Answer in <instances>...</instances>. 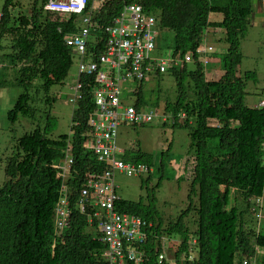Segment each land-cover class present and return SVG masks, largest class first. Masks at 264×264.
<instances>
[{
  "label": "trees",
  "instance_id": "1",
  "mask_svg": "<svg viewBox=\"0 0 264 264\" xmlns=\"http://www.w3.org/2000/svg\"><path fill=\"white\" fill-rule=\"evenodd\" d=\"M13 1L5 0L1 10L0 89L10 85L20 91L5 113L7 123L12 127L25 121L31 128L15 139L3 161L0 264H111L103 255L106 245L99 234V220L93 216L103 213L98 208L81 213L75 203L84 174L106 170L82 148L95 110L94 79L83 82L82 99L72 107L71 133L51 137L57 120L50 113L56 102L50 90L64 83L72 65L74 55L65 39L78 32L79 16L45 11L48 0H29L26 10ZM92 2L89 0L83 14L89 12ZM131 2L155 17L159 51L168 49L182 61L166 71L174 78L176 97L173 103H163L162 111L171 112L172 126L189 130L193 168L188 209L174 221L164 224L153 193L146 203L119 199L113 211L143 223L144 240L130 244L135 256L141 255L140 264H234L236 256L242 258V264H249L257 250L264 251V232L250 229L245 221L253 213L254 199L264 192V108L245 104L246 81L254 79V73L240 77L237 66L243 57L241 43L254 10L253 0H111L92 15L93 21L103 28L111 26L123 4ZM257 5L260 11V0ZM215 14L220 20L211 21ZM217 29L224 33L227 50L221 58L222 75L207 80L198 60L202 55L195 49L208 32ZM106 38L102 31L92 32L86 49L102 53ZM189 51L192 61L187 63L183 55ZM137 84L134 108L153 109L143 96V82ZM68 140L72 141L73 159L66 182L71 191V215L68 226L57 233L54 208L62 183L52 166L61 164ZM120 160L146 166L149 173L154 166V157L138 149L132 158L120 156ZM148 181L149 176L141 186ZM232 195L244 198V208L231 204ZM191 211L195 216L192 224L185 221ZM164 236L169 238L165 257ZM124 257L128 259L127 254ZM260 260L264 264V256Z\"/></svg>",
  "mask_w": 264,
  "mask_h": 264
},
{
  "label": "built area",
  "instance_id": "2",
  "mask_svg": "<svg viewBox=\"0 0 264 264\" xmlns=\"http://www.w3.org/2000/svg\"><path fill=\"white\" fill-rule=\"evenodd\" d=\"M101 3H104V0H101ZM87 4L88 0H51L45 6V10L69 17L72 14H80ZM98 30L107 35L104 51L99 54L89 53L86 49L87 42L91 33ZM158 38L159 30L155 17L144 11L138 3L131 2L123 4L111 26L103 28L92 23L89 15L81 19L79 31L65 39L67 46L79 59L77 80L68 103L74 108L82 99L83 82L85 84L88 80L94 79L98 84L92 91L95 110L89 117V131L85 134L87 140L82 142V148L91 153L106 170L102 174H84L75 203L81 213L86 208H98L103 213V215H100V212L94 213L93 216H97L99 220V234L106 245L103 255L111 264L142 262L141 255L136 257L134 247L130 244L135 240L141 242L144 240L145 234L140 230L143 223L139 219L118 215L113 211L114 203L120 199L116 194L114 179L115 171L128 177H141L149 171L146 166L136 167L120 160L124 151L116 148L115 140L118 127L121 125L141 126L153 121L157 124L168 121L164 111L160 112L157 109L138 111L133 105L125 106L121 95L123 91L121 84L136 83L157 74H164V69L182 62L171 54L168 58H162V53L158 49ZM204 43L201 40L195 53L202 55L211 51V48L202 45ZM183 61L187 63L192 61L190 51L183 55ZM259 106L264 107V101ZM178 116L183 118L182 115ZM71 149L72 141L68 140L62 152L61 164L52 166L58 170L57 175L62 183L54 208L57 233H61L68 226L71 215V191L66 184L73 165ZM260 205L261 199H255L254 207L251 209L258 221L261 217ZM123 243L126 245L123 246ZM162 257L159 256V259Z\"/></svg>",
  "mask_w": 264,
  "mask_h": 264
},
{
  "label": "rangeland",
  "instance_id": "3",
  "mask_svg": "<svg viewBox=\"0 0 264 264\" xmlns=\"http://www.w3.org/2000/svg\"><path fill=\"white\" fill-rule=\"evenodd\" d=\"M4 1L0 0V14ZM93 1L94 6H99L98 0ZM260 1V11H257L258 0L252 2L254 10L248 18L247 34L241 43L243 57L237 66V75L242 77L245 73H254V79L246 81L245 104L252 106L256 102L257 104L254 107L264 108L259 106L264 101V0ZM13 2H18V6L22 10L29 8L30 4L29 0H14ZM48 2L44 5V10ZM210 20H220V16L217 14L211 15ZM203 42L205 43L202 45L205 48H211V51L202 54L204 57L200 56L198 60L202 63L206 79L217 80L222 75L221 58L227 50L224 33L220 29L212 30L204 36ZM4 43L2 42V45ZM169 56L168 49H165L161 54L162 58H168ZM78 64L79 59L75 55L64 83L53 86L50 90L51 96L56 98V102L50 111L51 115L57 120L56 130L51 135L53 138L68 135L71 132L73 108L67 101L73 95ZM193 67L192 64H188L189 70H193ZM137 85L135 82L121 84V88H123L121 93L122 102L125 106L134 105V93L137 91ZM7 87L9 88L0 89V185L4 182L3 161L5 157L10 153V148L14 146L15 139L31 128V125L25 121H21L12 127L7 123L5 113L14 105L13 102L20 93L18 88L10 85ZM141 90L144 98L149 102L148 108L151 107L160 112L163 109V103H173L175 101V81L172 75L167 72L143 80ZM164 115L168 118L167 123L164 125L153 121L143 126L121 125L118 127L115 145L118 150L124 151L121 159L132 158L138 149L154 157V166L149 174L141 177H128L119 171H115L114 181L116 194L122 200H142L146 203L147 198L151 199L153 193L155 207L165 224L174 221L183 210L188 209V188L192 175L193 153L190 149L189 130L181 126H172L171 112H164ZM182 117L184 118L183 115ZM160 161H162L161 164ZM148 176L147 185L141 186V182L146 181ZM157 184H159L158 187ZM257 199H261V217L259 221L253 213L248 214L245 221L250 229L262 233L264 232V192L262 197ZM231 204L244 208V198L232 195ZM194 220L195 216L191 211L190 214L186 215L185 221L192 224ZM174 239L179 240L177 236ZM162 245L164 257L165 254L168 256L169 238L164 236ZM263 256L264 251L262 249L257 250L256 256L249 264H261L260 259ZM241 261L242 258L236 256L234 264H242Z\"/></svg>",
  "mask_w": 264,
  "mask_h": 264
},
{
  "label": "bare ground",
  "instance_id": "4",
  "mask_svg": "<svg viewBox=\"0 0 264 264\" xmlns=\"http://www.w3.org/2000/svg\"><path fill=\"white\" fill-rule=\"evenodd\" d=\"M107 1H111V0H104V3H101V0H98V3H99V6H94V4H93V2H92V4H91V9L89 10V12L87 13V14H83L84 12H85V10H86V8H87V6H86V8L84 9V11H82V12H80V14H72V15H77V16H79L78 17V28L80 29L81 28V19L82 18H84V17H86V16H91V21H92V23H95L94 21H93V18H92V15H95V14H97V12L99 11V9L100 8H102L103 7V5H105L106 3H107ZM88 2H89V0H88ZM88 5V4H87ZM55 13V12H54ZM0 20H1V17H0ZM96 24V23H95ZM79 29H78V31H79ZM105 34V33H104ZM106 35V34H105ZM71 36V35H70ZM69 37V36H68ZM90 38V37H89ZM65 44H66V42H65ZM66 46H67V44H66ZM68 47V46H67ZM88 50V49H87ZM73 52V51H72ZM89 52V51H88ZM89 53H93V52H89ZM95 53V52H94ZM73 55L75 56V54L73 53ZM168 69H170L169 67L168 68H166V69H164V73L168 70ZM76 80H77V75H76V79H75V82H74V86H75V83H76ZM95 81V80H94ZM139 82H143V80L142 81H139ZM139 82H136V84L137 83H139ZM96 85H98L96 82H95V86ZM74 86H73V88H74ZM132 106V105H131ZM65 149V148H64ZM63 149V150H64ZM102 174V173H101Z\"/></svg>",
  "mask_w": 264,
  "mask_h": 264
},
{
  "label": "crops",
  "instance_id": "5",
  "mask_svg": "<svg viewBox=\"0 0 264 264\" xmlns=\"http://www.w3.org/2000/svg\"><path fill=\"white\" fill-rule=\"evenodd\" d=\"M218 30H219V29H218ZM253 104H254V105H256L257 103H256V102H254ZM254 105H253V106H254Z\"/></svg>",
  "mask_w": 264,
  "mask_h": 264
},
{
  "label": "clouds",
  "instance_id": "6",
  "mask_svg": "<svg viewBox=\"0 0 264 264\" xmlns=\"http://www.w3.org/2000/svg\"><path fill=\"white\" fill-rule=\"evenodd\" d=\"M160 75H163V74H160ZM258 232V231H257Z\"/></svg>",
  "mask_w": 264,
  "mask_h": 264
}]
</instances>
